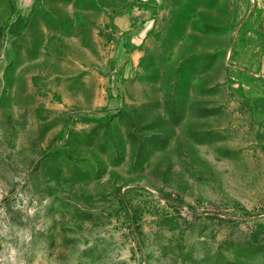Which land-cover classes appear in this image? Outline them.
I'll return each mask as SVG.
<instances>
[{
	"label": "rangeland",
	"instance_id": "1",
	"mask_svg": "<svg viewBox=\"0 0 264 264\" xmlns=\"http://www.w3.org/2000/svg\"><path fill=\"white\" fill-rule=\"evenodd\" d=\"M0 264H264V0H0Z\"/></svg>",
	"mask_w": 264,
	"mask_h": 264
}]
</instances>
